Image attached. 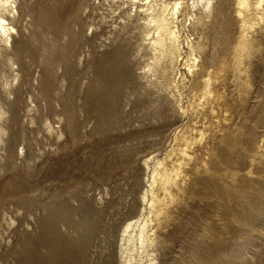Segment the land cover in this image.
I'll return each instance as SVG.
<instances>
[{
	"label": "rangeland",
	"instance_id": "obj_1",
	"mask_svg": "<svg viewBox=\"0 0 264 264\" xmlns=\"http://www.w3.org/2000/svg\"><path fill=\"white\" fill-rule=\"evenodd\" d=\"M210 1L153 0L176 53L147 0H15L0 264H123L143 219L154 264H264V0Z\"/></svg>",
	"mask_w": 264,
	"mask_h": 264
},
{
	"label": "bare ground",
	"instance_id": "obj_2",
	"mask_svg": "<svg viewBox=\"0 0 264 264\" xmlns=\"http://www.w3.org/2000/svg\"><path fill=\"white\" fill-rule=\"evenodd\" d=\"M123 1L132 4H136V2H144V0ZM151 1L153 2V0H147V2H145V19H147L146 23L148 26L153 25L155 27L156 36L154 38V44H156L160 48H163L165 42L168 41V43L170 42V44L176 50L175 52L177 53L178 51L176 44L178 41V34L177 31L172 28L171 24L173 16L176 15L181 3L175 2L174 7L171 9V12L166 13V11L168 10L167 5L162 4L160 7L155 8L154 2L150 3ZM201 1L204 2V6L207 9L211 8L212 5L210 0ZM14 4L15 0H0V57L5 53L6 49H8L9 47L13 49L14 46L13 32H16L15 25L13 24L16 13V6H13ZM140 6H142V4ZM165 53L170 55V53L173 54L174 52L165 50ZM3 88H5V85L3 86ZM2 115L3 111L0 106V117H2ZM129 229L131 230L129 231ZM124 233H126V235L122 238V240L127 242L128 245L125 246L124 250H122V253L124 255L123 264H134L133 261H135V257L132 254L133 251H136V255H138L139 257H141L142 253H147L148 255L147 248L149 244L147 243L150 239L147 235V221L143 219L142 222L136 220V222L134 223H128L125 227ZM148 257L150 256L148 255ZM137 262L138 260H136V264H138ZM149 264H154L151 257L149 258Z\"/></svg>",
	"mask_w": 264,
	"mask_h": 264
}]
</instances>
